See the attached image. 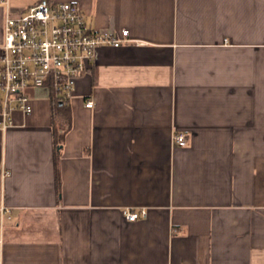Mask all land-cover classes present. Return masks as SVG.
Instances as JSON below:
<instances>
[{"label":"crops","instance_id":"0c3cea01","mask_svg":"<svg viewBox=\"0 0 264 264\" xmlns=\"http://www.w3.org/2000/svg\"><path fill=\"white\" fill-rule=\"evenodd\" d=\"M51 1L133 41L0 129V264H264V0Z\"/></svg>","mask_w":264,"mask_h":264},{"label":"built area","instance_id":"2783aa9c","mask_svg":"<svg viewBox=\"0 0 264 264\" xmlns=\"http://www.w3.org/2000/svg\"><path fill=\"white\" fill-rule=\"evenodd\" d=\"M4 9L3 41L0 44V129L13 125L16 112L31 114L32 92L54 93L66 105L74 96L77 80L95 60L100 47H120L132 42L129 30L113 33L92 29L80 5L40 0L27 10L15 12L10 0H0ZM93 108V100L86 102ZM180 147L186 135L176 134ZM147 211L128 210L126 218L137 221Z\"/></svg>","mask_w":264,"mask_h":264},{"label":"trees","instance_id":"16d2710c","mask_svg":"<svg viewBox=\"0 0 264 264\" xmlns=\"http://www.w3.org/2000/svg\"><path fill=\"white\" fill-rule=\"evenodd\" d=\"M51 95H52V104H53V111H54L55 117L57 118L63 117L64 120L70 121L71 117L69 114L70 112V109L68 107L69 105H66L62 103L60 100L56 99L54 93H51ZM66 130L61 134L59 133L57 129L54 130V143L57 146H60L63 143ZM56 183H57V188L60 190V176L59 175H57Z\"/></svg>","mask_w":264,"mask_h":264},{"label":"rangeland","instance_id":"374dc122","mask_svg":"<svg viewBox=\"0 0 264 264\" xmlns=\"http://www.w3.org/2000/svg\"><path fill=\"white\" fill-rule=\"evenodd\" d=\"M11 5H13L12 1H10Z\"/></svg>","mask_w":264,"mask_h":264}]
</instances>
